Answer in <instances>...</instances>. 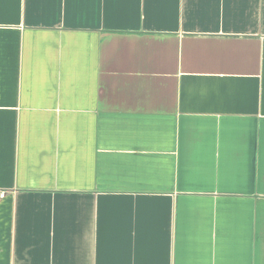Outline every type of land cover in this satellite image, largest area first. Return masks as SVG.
Listing matches in <instances>:
<instances>
[{
	"label": "crops",
	"instance_id": "obj_1",
	"mask_svg": "<svg viewBox=\"0 0 264 264\" xmlns=\"http://www.w3.org/2000/svg\"><path fill=\"white\" fill-rule=\"evenodd\" d=\"M0 264H264V0H0Z\"/></svg>",
	"mask_w": 264,
	"mask_h": 264
}]
</instances>
